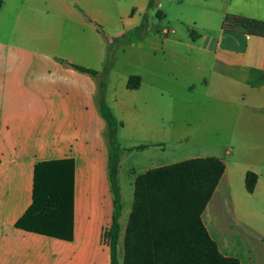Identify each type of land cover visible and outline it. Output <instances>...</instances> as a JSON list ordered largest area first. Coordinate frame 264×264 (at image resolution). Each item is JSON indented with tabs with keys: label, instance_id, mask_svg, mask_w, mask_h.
I'll list each match as a JSON object with an SVG mask.
<instances>
[{
	"label": "crops",
	"instance_id": "0c3cea01",
	"mask_svg": "<svg viewBox=\"0 0 264 264\" xmlns=\"http://www.w3.org/2000/svg\"><path fill=\"white\" fill-rule=\"evenodd\" d=\"M68 1L1 0L0 264H109L110 252L104 233L111 223L113 193L108 176L107 125L99 107V86L105 80L97 66L76 60L99 59L106 52L105 41L93 25L122 24L128 28V31L116 32L117 36L145 21V30L139 34L144 36L154 22L148 0H123L119 4L114 0ZM171 1L179 6L178 20L187 28V33L183 41L173 40L170 36L175 31L163 27V43L200 50L195 69L206 74L200 80L204 89L202 101L211 107L224 108L220 117L211 120L226 125L219 128L217 137L227 136L228 132L229 139L236 140L237 150L264 151V36L222 28L227 15L259 20L264 25V0ZM155 5L161 8V0H155ZM157 16L164 17L165 13L158 10ZM83 27L89 30L86 37L81 33ZM51 28L58 34H52ZM65 28H71L69 37L65 35ZM73 64L98 73H84ZM132 75L139 77V84L128 89L126 83ZM144 76L140 72L127 73L112 89L106 80L102 96L119 122L117 139L122 150L117 175L121 202L116 245L119 264L123 261L135 179L163 166L159 163L163 148L161 119L145 112L146 106L160 98L154 87L144 88ZM134 94L139 99L137 114L131 111V107L135 108L130 100ZM113 108L120 112L119 117ZM121 133L126 143L120 142ZM170 135L175 137L177 133L172 131ZM230 153L231 148L224 152ZM204 157L224 163L221 179L201 214L205 228L223 255L238 258L240 264H264V225L247 224L242 219L246 214L242 218L237 216L231 191L232 185L241 180L248 193L264 187L261 173L246 164V157L239 161L219 154ZM53 160L73 161L70 240L50 235L65 234L55 226L61 218L54 215L53 207L44 211L40 222L50 233L17 226L20 217L33 204L35 166ZM122 164L130 188L127 209L123 205L120 181ZM247 172L257 176L250 191L245 183ZM214 198L230 201L234 223L243 224L246 232L262 236L260 242L253 244L250 238L233 232L232 225L218 217L213 223L212 217L216 215L211 210L208 213V209ZM259 217L263 219L264 213L259 216V212L250 209V218Z\"/></svg>",
	"mask_w": 264,
	"mask_h": 264
},
{
	"label": "trees",
	"instance_id": "16d2710c",
	"mask_svg": "<svg viewBox=\"0 0 264 264\" xmlns=\"http://www.w3.org/2000/svg\"><path fill=\"white\" fill-rule=\"evenodd\" d=\"M154 5L155 0H148L149 9ZM145 27L146 22L143 21L130 33L141 31ZM222 28L227 31L264 36V25L261 21L237 15H227ZM72 66L90 75L98 73L96 70L80 65ZM108 69V62H106L101 73L107 74ZM138 84L139 77L132 75L129 76L126 87L134 89L138 87ZM103 93L104 81H101L99 107L107 125L108 176L113 193L111 223L104 237L109 246V264H119L116 257V245L121 202L117 175L122 150L117 139L119 122L104 104ZM223 171V161L213 157H196L166 164L137 176L134 182L132 210L125 233L122 264H240L238 258L220 253L216 242L209 235L201 219V214L218 185ZM34 172L33 204L20 217L17 226L37 233H50L48 229L41 227L40 222L44 211L53 207L54 215L61 218L55 226L63 229L62 232L65 234L51 233L50 235L70 240L72 237L73 161L41 162L35 166ZM256 178L253 172L246 173L245 183L249 191L252 190ZM162 194L164 198H161ZM184 206L189 210L185 215L179 209ZM147 208L155 219L153 229L149 232L142 226H136L140 221V212ZM144 234H148L145 239L151 244L149 250L145 249L147 250L145 252L140 248Z\"/></svg>",
	"mask_w": 264,
	"mask_h": 264
},
{
	"label": "rangeland",
	"instance_id": "374dc122",
	"mask_svg": "<svg viewBox=\"0 0 264 264\" xmlns=\"http://www.w3.org/2000/svg\"><path fill=\"white\" fill-rule=\"evenodd\" d=\"M114 1L115 4H119L123 0ZM161 2V8L155 5L149 11L154 23L150 26L151 30L147 35H139L143 33L144 28L135 33L125 32L123 33L126 34L125 37H121L123 34L116 36L115 33L122 29L128 31V28L122 24L107 27L93 25V28L99 32L105 41L104 49L106 52L99 59L79 58L76 61L92 66L95 65L99 71L108 62L110 73L108 72L106 75L101 73V77L105 81L107 80L109 89L118 84L119 80L127 73L140 72L143 75L144 73L146 74L143 81L145 84L144 88L154 87L156 95L160 98L156 99L155 104L152 102L145 108V112H149L156 118L161 119V144L163 148L160 153V164L175 163L198 155L204 157L219 154L225 157L231 156V158L238 161L241 157H246V164H250L252 169L259 171L262 179H264V151L260 152V150L247 148L237 150V142L233 137L229 139L228 132L227 136L217 137L219 128L226 125L211 120L212 118L220 117L222 115L221 109L224 108L211 107L202 101L204 89L200 84V80L206 74L195 69L196 59L200 50H190L184 46L163 43L161 35L163 27L175 31L170 38L182 41L186 38L187 28L181 24V20H178L179 6L171 0H161ZM158 10H162L165 16H156ZM51 30L52 34H58V31H53V28ZM87 30V28H82L83 37H86L89 31ZM64 32L66 37H69L71 28H65ZM162 45L165 46L163 49H161ZM153 52L155 56L152 55ZM91 80L94 82L93 79ZM130 100L135 105V108L131 107L133 114L139 113L138 95H131ZM113 111L119 117L120 112L114 108ZM100 124L101 121L99 122ZM172 131H176L177 135L175 137L170 135ZM119 139L122 144L126 143L122 133ZM228 148H231V153L225 155L224 152ZM123 156L126 157L127 154L125 153ZM126 176L125 167L122 164L120 181L123 189V205L125 209L128 208L131 201V198H129L130 188L127 184ZM231 191L235 198L234 205H236L237 216L242 218L246 214V218L242 219L247 224L264 225V218H250V209H253L255 213L259 212V216L264 213V200L261 199L264 198V187L260 186L253 193H248L241 180L232 185ZM155 196L158 198L156 194ZM161 198H164L163 194ZM179 209L182 210L183 215L189 212L186 206ZM208 210V213L211 210L216 215L212 217L213 223L218 217L223 223L232 225L233 232L250 238L253 244L260 242L259 239L262 236L246 232L243 224L234 223L232 213L234 208L230 201H226V198H214ZM139 217L140 221L136 226H142L147 232L151 231L155 219H153L150 210L148 208L143 209ZM146 235L148 237V234H144L142 236L143 241L140 244V248L144 252L149 250L151 246L150 242L145 239ZM143 257L146 259L145 256Z\"/></svg>",
	"mask_w": 264,
	"mask_h": 264
}]
</instances>
